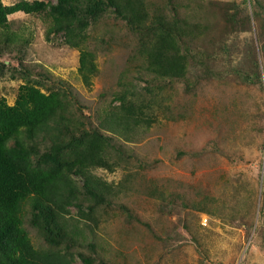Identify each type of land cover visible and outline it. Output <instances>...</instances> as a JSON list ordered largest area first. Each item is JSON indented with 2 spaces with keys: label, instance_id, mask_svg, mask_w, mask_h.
<instances>
[{
  "label": "rangeland",
  "instance_id": "obj_1",
  "mask_svg": "<svg viewBox=\"0 0 264 264\" xmlns=\"http://www.w3.org/2000/svg\"><path fill=\"white\" fill-rule=\"evenodd\" d=\"M19 1L55 3L0 0ZM134 6L147 15L136 31L111 10L84 29L97 65L87 86L78 48L62 34L46 40L50 20L8 16L0 98L13 105L25 82L57 93L74 134L78 123L101 132L113 165L86 171L87 184L72 177L86 211L100 205L94 218L68 208L64 220L81 237L55 246L26 220L33 248L72 255L69 264H83L80 255L90 264H264V0ZM164 26H176L184 79L147 70L146 45ZM117 113L127 118L121 127ZM90 179L106 185L103 194L90 191Z\"/></svg>",
  "mask_w": 264,
  "mask_h": 264
},
{
  "label": "trees",
  "instance_id": "obj_2",
  "mask_svg": "<svg viewBox=\"0 0 264 264\" xmlns=\"http://www.w3.org/2000/svg\"><path fill=\"white\" fill-rule=\"evenodd\" d=\"M137 1H19L10 6L0 2V55L10 47L8 16L16 13L39 16L51 23L46 28L47 41L50 34H62L65 44L78 48V73L87 86L90 77L97 73V65L93 54L82 46L86 39L84 29L96 14L111 10L136 31L147 16L135 8ZM160 28L154 27L146 45L147 70L159 79H184L186 58L173 44L176 26ZM0 66L5 68L4 63ZM63 109L57 93H43L29 82L20 85L13 105L0 98V264H69L72 255L60 253L59 257L56 252L43 253L33 248L26 220L48 243L58 246L66 240L79 239L83 233L80 228L69 229L64 220L69 207L74 206L84 218H94L100 206H90L89 212L86 211L88 204L77 197L79 190L72 177L87 184L89 169L112 170L113 165L105 159L108 145L101 132L96 129L83 132L79 123L75 135L71 130L72 119L65 117ZM130 111L125 110V114ZM111 116L116 127L127 121L121 113ZM90 181L93 194L105 191L106 185ZM80 258L83 264H90L86 256Z\"/></svg>",
  "mask_w": 264,
  "mask_h": 264
}]
</instances>
